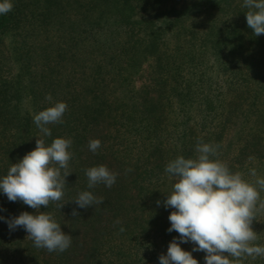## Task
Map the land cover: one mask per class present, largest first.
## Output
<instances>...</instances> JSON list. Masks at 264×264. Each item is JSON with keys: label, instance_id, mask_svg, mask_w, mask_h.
Segmentation results:
<instances>
[{"label": "trees", "instance_id": "16d2710c", "mask_svg": "<svg viewBox=\"0 0 264 264\" xmlns=\"http://www.w3.org/2000/svg\"><path fill=\"white\" fill-rule=\"evenodd\" d=\"M164 1L11 0L12 10L0 14V44L5 37L10 39L13 59L21 69L16 75L6 70L0 51V178L35 148L40 132L33 116L50 106L48 94L53 101L66 102L68 109L63 123L48 125L52 135L46 143L70 138L73 153L62 201L67 203L62 209L55 203L41 207L71 235V246L62 253L36 248L24 228L10 231L6 220L0 219V264H130L127 250L132 246L141 248L146 257L151 244L147 238L155 234L150 227L154 221L159 228L165 224L163 209L153 210L143 198L130 211L124 203L126 176L137 183L136 197H142L150 185L162 183L171 190L167 163L178 155L194 156L198 139L218 145L219 158L232 171H241L249 179L251 169L264 175V34L255 36L247 26L244 0H199L177 16L172 15L173 8L136 16L137 5L148 8ZM234 4L239 21L198 24L195 34L186 30L183 40L159 54L156 85L164 95L156 103L145 93L142 108L128 104L135 94L133 73L143 49L165 44L178 21L194 17L190 15ZM201 27L208 30L210 37H206L212 43L205 52L209 65L206 58L202 60L206 39ZM200 67L204 78L197 77ZM185 69L192 76L183 85ZM174 101L181 120H175L170 110ZM240 117L243 123L235 137L239 143L230 140L225 145L229 123ZM137 136L142 153L134 161L130 137L136 140ZM90 139L101 141L95 153L89 149ZM100 164L118 173L116 182L111 188L98 184L89 189L85 170ZM81 191L103 197V203L80 208L71 200ZM74 208L79 216L71 215ZM23 211L35 212L19 200L9 201L0 191V216L10 218ZM128 212L141 219H126ZM192 254L205 264L203 251ZM143 257L138 254L133 260L139 264Z\"/></svg>", "mask_w": 264, "mask_h": 264}, {"label": "clouds", "instance_id": "9594fccd", "mask_svg": "<svg viewBox=\"0 0 264 264\" xmlns=\"http://www.w3.org/2000/svg\"><path fill=\"white\" fill-rule=\"evenodd\" d=\"M247 26L255 36L264 34V0H244ZM13 8L11 0H0V14H7ZM50 106L34 114L33 121L40 135L36 146L16 163H12L7 174L0 178V191L9 201H21L35 210L23 211L6 220L9 230L24 228L34 246L48 252H64L72 243L70 234L65 233L61 224L51 212L41 211L50 203L62 209L67 185L72 140L57 137L46 143L52 135L48 125L63 123L68 105L63 101H53L51 94L46 96ZM89 149L95 153L101 146L99 139L89 140ZM219 146L198 139L195 154L185 158L178 155L170 160L165 172L174 179L172 189L167 193L163 205L174 209L169 214L168 232L176 231L166 254L159 256L160 264H199L192 252L203 251L205 264H243L251 257H264V246L256 243L257 232L253 221L259 212L264 211V177L251 169L246 178L241 171H232L228 164L219 158ZM131 171V169H128ZM88 188L98 184L111 188L118 173L100 164L85 170ZM103 197H96L91 191H81L74 201L80 208L103 203ZM69 202V201H68ZM161 201L157 200L159 205ZM72 216H79L74 208ZM115 223H120L117 220ZM124 231L123 228L120 229ZM192 242L191 251L181 247V243Z\"/></svg>", "mask_w": 264, "mask_h": 264}, {"label": "rangeland", "instance_id": "374dc122", "mask_svg": "<svg viewBox=\"0 0 264 264\" xmlns=\"http://www.w3.org/2000/svg\"><path fill=\"white\" fill-rule=\"evenodd\" d=\"M202 1V0H201ZM199 2V0H165L164 2L158 3L156 5H150L147 7H144L143 5H137L136 6V16H142V17H149L151 14H153L154 12H158V11H164V10H171L172 8L174 9L175 13L172 15H180L181 12L183 10H188L189 8H193L194 4H197ZM235 4L232 5L231 7H225L223 9L219 8H215L214 10H209L205 13H201L197 16L195 15H190V16H194V17H186V19L182 20V21H178V23L175 25V27H173V30L171 32H169L168 36H167V40L165 44L160 45L157 49L151 48L148 49V51H145L144 49L142 50V52L139 55V59L137 60V66L134 69V73H133V83L135 86V94H132V99L129 100L128 104L131 106H136V104H138V106H140V108H142L141 106V102L143 100V97L146 96L148 98V100L156 103V101L158 100V98L160 96H163V92L160 91V86L158 88V86L156 85V76L158 74V56L159 54H161L166 46H172L174 45L173 43L176 41H180L183 40V35L186 30L190 33L194 32L196 30V28L202 24L205 23L207 21H211L212 24H217L220 25V22H222L225 19H230L232 21H239V17H238V12L235 9ZM196 7V6H195ZM194 7V8H195ZM202 8V7H201ZM199 24V25H198ZM207 24V23H206ZM200 28V27H199ZM198 28V29H199ZM204 28L201 27V31L202 32V36L205 40L204 42V49H203V53L204 55L202 56V60L206 58L205 52L206 50L212 46V43L209 42L207 37H210L208 35V30L205 31L203 30ZM186 31V32H187ZM177 34V38L173 35V34ZM195 34V32H194ZM207 36V37H206ZM213 38V37H212ZM181 45V44H180ZM11 41L8 37H5L3 40V43L0 44V51L1 53H3V58H4V64H5V68L6 70L11 71V73L13 75H16L20 72V64L15 62L13 59V54H12V50H11ZM206 64L205 65H209L211 63V61L208 63V60H210L209 57L206 58ZM197 72V77H201L204 78L205 76L202 75L203 69L200 67L199 69H196ZM184 72H187L188 74H186L185 80H183V85L184 83L186 84L190 78V76H192V73L190 74V71L188 69H185ZM215 74V71H214ZM221 76V75H220ZM219 76V77H220ZM194 78H196V74L194 76ZM200 84V83H199ZM172 86V83H171ZM203 83L200 87V89H202ZM168 88V87H167ZM216 85H213V90L216 91ZM145 99H147L146 97H144ZM26 104H28V100L25 101ZM170 110L173 111V117L175 118V120H181V114H180V108L179 105L176 101H174V104L171 105ZM180 116V117H179ZM242 118L240 117V119H238V121L236 123H229L228 128H227V132L223 138V143L225 145H227L228 143H230L231 141L235 144L239 143V140H237L236 137V133L239 132L241 126H242ZM232 124V125H231ZM235 135V136H234ZM136 137V136H134ZM130 154H131V158L135 160L138 159V157L140 156V153H142V149H141V145L142 143L140 142V136H137L136 140L132 137H130ZM231 140V141H230ZM224 160L228 159L223 158ZM109 163L112 165V167L116 168V164L110 160ZM258 176L264 177V175L262 174H258ZM252 179V178H250ZM126 181H127V185L124 191H126V196H125V204L128 207V209L130 211H132L131 206H133L136 202V204L138 203V201H141L144 199V201L152 203V205H150L148 203V206H151V208L154 210H156L158 207L161 208V213L162 214V222H164V226L162 225L161 228H159L158 225H155V221L153 224V228L152 233L154 234L153 236H150L147 238L148 241H150V250H149V254L146 257L144 256V252L141 248L139 247H134L132 246L131 248L129 247V249L127 251L130 252V255L132 256V259H130V264H137L136 261H134V258H137L138 254H140V256H142L143 258L140 260L139 264H160L159 262V256L163 253L166 254L167 252V248L169 245V242L173 239V238H178L179 234L176 231L173 232H168L167 229L170 227V221L168 219L169 214L171 211H173L174 209L170 208V207H165L163 205V201H162V196L164 197V200L167 198V193L170 192L171 190L169 188H167V186L165 184L156 186L153 188L152 185H150L149 187H146L144 189V194H142V197L137 196L138 194V188L136 186L137 183H135V185L132 183L131 180V176H126ZM172 182L174 183V179H172ZM144 195V197H143ZM262 198H264V195H261ZM157 200L162 201L159 205L157 204ZM165 207V210L164 208ZM134 215V216H133ZM136 215H138L135 212H128L126 213L125 217L126 219H129L130 217H134L137 218L138 220H140L141 218L137 217ZM158 219V218H157ZM154 220V218H153ZM253 229L257 232L258 235V243L259 245L264 246V236H262V233L264 232V211H261L257 214L256 216V220L253 221V225H252ZM159 228V229H158ZM157 230V232H156ZM260 242V243H259ZM143 243H146V241L144 240ZM147 244V243H146ZM147 246V245H146ZM181 247L185 250L191 251V249H193L194 245L191 242L188 243H181ZM200 251L196 252V255L199 253ZM137 254V255H136ZM148 256L150 258V261L148 260ZM119 258V257H118ZM248 264H264V257H257L256 259H252L251 257L247 258ZM246 260V259H245Z\"/></svg>", "mask_w": 264, "mask_h": 264}]
</instances>
